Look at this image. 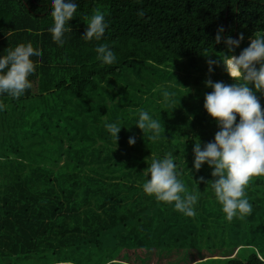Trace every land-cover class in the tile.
I'll return each instance as SVG.
<instances>
[{
  "label": "trees",
  "instance_id": "1",
  "mask_svg": "<svg viewBox=\"0 0 264 264\" xmlns=\"http://www.w3.org/2000/svg\"><path fill=\"white\" fill-rule=\"evenodd\" d=\"M74 2L71 31L58 45L48 31L47 0H0V55L27 42L40 53L25 95L0 96V264H264V176L246 187L251 215L229 222L206 183L212 169L192 166L195 143L172 151L145 135L141 148L124 140V159H111L96 127L105 115L125 132L127 117L102 101L101 82L148 71L163 79L183 59L223 54L219 27L234 38L242 33L243 41L264 33V0ZM96 9L109 27L100 41H86ZM99 44L111 48L115 64L97 59ZM198 138L214 140L211 133ZM169 152L179 178L200 191L193 217L142 190L144 157Z\"/></svg>",
  "mask_w": 264,
  "mask_h": 264
},
{
  "label": "clouds",
  "instance_id": "2",
  "mask_svg": "<svg viewBox=\"0 0 264 264\" xmlns=\"http://www.w3.org/2000/svg\"><path fill=\"white\" fill-rule=\"evenodd\" d=\"M47 3L51 6L50 15L53 18L48 31L54 42L63 45L65 34L71 31L69 21L74 18L78 4L74 0H47ZM108 27L105 13L96 9L87 20L83 38L86 41H100ZM243 40L242 33L234 38L224 35L223 26L217 29L215 43H223L228 54L222 52V58H209L208 72L214 71L213 65L222 63L234 83L213 82L211 79L204 82L212 91L205 95L203 107L216 121L219 130L214 140L206 143L203 148L199 141L193 148L192 166L197 171L205 164L212 169L211 176L214 179L206 183L210 184L229 222L234 218L243 220L251 215L253 205L246 196V187L252 178L264 176V110L257 95L264 93V34L255 33L249 38L247 47L238 55L232 54ZM95 52L103 65L117 62L115 53L107 44H99ZM39 58L40 53L31 42L20 43L15 48L7 49L5 55H0V96L12 100L23 97L31 87L29 77ZM160 91L163 100L170 104L174 93L166 87ZM5 108L6 105L0 102V111ZM135 123L149 140L160 138L161 121L149 111L140 109ZM104 127L117 141L122 126L118 122L105 121ZM135 142L134 137H129V145ZM144 176L142 190L145 195L171 204L184 216L196 215L195 205L200 191L198 187L190 191L179 178L173 153L152 159ZM200 179L203 181L204 178ZM109 264H116V261L111 260Z\"/></svg>",
  "mask_w": 264,
  "mask_h": 264
},
{
  "label": "rangeland",
  "instance_id": "3",
  "mask_svg": "<svg viewBox=\"0 0 264 264\" xmlns=\"http://www.w3.org/2000/svg\"><path fill=\"white\" fill-rule=\"evenodd\" d=\"M249 42V39L241 42L240 47L232 54L238 55L243 48L248 46ZM224 53L228 54L227 51ZM222 55L210 54L194 59H183L180 63L175 64V67H168L169 70L167 69V74L163 79L155 78L153 72L148 71L141 72L139 76L129 75L126 78L112 79L107 83L101 82L98 87L102 88L104 92L102 101H105L108 108L117 104L119 106L118 113L120 115L125 114L127 117L123 125L125 126V132L120 130L116 141L105 129L104 124L107 119L103 115L101 117L103 123L96 125L100 130L98 145L103 140L106 142L105 144L113 150V152H108L111 159H124L121 151L124 149V143L129 137H134L136 141L135 145L130 146L141 148L140 139L144 137V134L135 123L140 109L149 111L156 119L166 120L162 124L160 138L156 140V142H160L161 149L169 146L172 151H176L179 146L187 145L190 141L193 143L198 142L200 136L206 139L208 134L211 133L214 137L219 128L216 121L210 117L203 107L204 97L212 89L206 87L204 82L211 79L213 82L234 83L233 79L225 72L222 63L213 65L214 71L212 73L208 72L207 60L209 58H222ZM164 87L174 92L178 99L171 97L170 104L165 102L160 91ZM257 95L261 105H263L264 93H257ZM194 105L198 106L199 112ZM71 107L69 103L66 104V108ZM168 109L173 111L172 115H166ZM238 120L239 117L237 116V122ZM208 125L212 129L207 127ZM203 146L204 144L201 143L202 148ZM101 154L104 155L105 151H102ZM153 156V153L145 156V162L150 164L151 160L154 159ZM211 238L213 239L214 236ZM246 241H241V244L247 243ZM261 243L264 242L261 241ZM202 252L205 253L206 250L202 249Z\"/></svg>",
  "mask_w": 264,
  "mask_h": 264
}]
</instances>
